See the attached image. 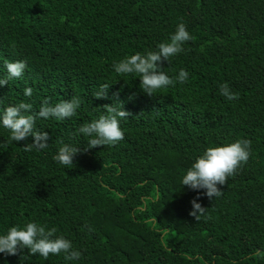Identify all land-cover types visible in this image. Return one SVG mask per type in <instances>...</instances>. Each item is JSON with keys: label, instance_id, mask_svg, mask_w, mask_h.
Listing matches in <instances>:
<instances>
[{"label": "trees", "instance_id": "obj_1", "mask_svg": "<svg viewBox=\"0 0 264 264\" xmlns=\"http://www.w3.org/2000/svg\"><path fill=\"white\" fill-rule=\"evenodd\" d=\"M180 23L193 39L163 68L172 78L186 70L187 82L149 96L138 75L115 73ZM6 61L26 68L0 87V111L81 104L73 117L36 120L50 137L42 150L25 151L33 139L11 141L0 125V235L36 222L82 255L24 249L0 264H264V0H0V78ZM224 83L239 99L221 95ZM105 84L108 98L93 97ZM112 104L131 114L120 120L124 139L83 151L90 138L78 128ZM238 140L251 141V155L223 195L183 186L208 147ZM64 144L82 149L73 165L53 159ZM197 196L199 220L189 214Z\"/></svg>", "mask_w": 264, "mask_h": 264}, {"label": "clouds", "instance_id": "obj_2", "mask_svg": "<svg viewBox=\"0 0 264 264\" xmlns=\"http://www.w3.org/2000/svg\"><path fill=\"white\" fill-rule=\"evenodd\" d=\"M192 39L186 25L180 23L175 33L170 36L169 41L158 44L157 50L125 57L114 64V71L119 75H138L141 80V90L149 96H153L159 90L169 86H175L177 81L185 83L189 76L186 70L181 69L178 77L172 78L164 71L163 64L182 53L183 45ZM5 68L7 76L0 78V87L7 86L12 79L21 78L26 63L6 61ZM219 88L221 95L229 101L239 99V94L231 92L227 83L220 84ZM32 91L31 88H26L25 95L31 97ZM107 93L108 85L105 84L101 86V91L93 93V97L107 99ZM80 104L78 97L59 102L54 106L49 103L48 99H45L39 110L33 111L31 103L20 102L0 111V125L10 131L9 139L11 141L19 143L28 140L29 137L33 139L32 143L25 144L23 147L25 151H31L33 148L42 150L48 147L50 137L46 131L35 129L36 120L49 118L64 120L73 117ZM118 104L123 105L122 103ZM104 110L106 115H101L98 119L84 123L78 128V134L90 138L83 151L115 145L124 139L120 120L128 118L131 114L123 110V107H117L114 104L105 105ZM250 147V140H238L223 146L208 147L201 156L197 157L183 176L181 181L183 186L193 191L205 190L204 195L210 200L220 197L223 192L219 186L226 185L228 178L235 176L237 170L248 163L251 155ZM81 152L80 148L64 144L58 149L53 159L62 165L69 166L73 165L74 158ZM199 199L200 197L197 196L191 201L193 210L189 213L197 220L207 211L200 203H197ZM56 232V228L47 229L46 226L36 222H28L24 227L13 226L7 230L6 234L0 235V254L17 256L27 249L30 256L39 254L45 260L50 255L59 256L61 253L64 254L65 261L78 260L82 253L74 249L70 240L63 236L57 237Z\"/></svg>", "mask_w": 264, "mask_h": 264}]
</instances>
